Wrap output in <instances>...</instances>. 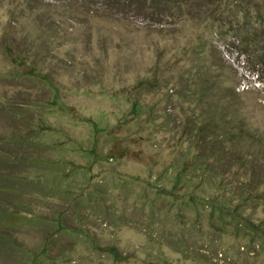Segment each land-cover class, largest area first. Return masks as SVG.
<instances>
[{
  "label": "rangeland",
  "instance_id": "rangeland-1",
  "mask_svg": "<svg viewBox=\"0 0 264 264\" xmlns=\"http://www.w3.org/2000/svg\"><path fill=\"white\" fill-rule=\"evenodd\" d=\"M219 1L0 0V264H264V0Z\"/></svg>",
  "mask_w": 264,
  "mask_h": 264
},
{
  "label": "trees",
  "instance_id": "trees-1",
  "mask_svg": "<svg viewBox=\"0 0 264 264\" xmlns=\"http://www.w3.org/2000/svg\"><path fill=\"white\" fill-rule=\"evenodd\" d=\"M110 1L111 2H114V1L122 2V0H110ZM190 1L192 2L193 6L195 5V6H200V7L210 6V5L215 6V5L221 4L220 1L217 4H214L212 2V0H190ZM224 4L226 5L227 2H225ZM221 9H222V7L218 10H215V12L217 14V16H216L217 19L221 18L224 14L223 12L221 13ZM239 26L240 25L238 24L237 27L239 28ZM242 28H244V27L242 26ZM244 39H247V40L250 39L248 32L245 35H243L240 32L235 33L234 40L236 41V45L243 47L240 51H238L239 54H247V48L248 47L246 44H244V42H243ZM226 45L232 46V45H228V44H226ZM255 63L259 64V68H260L262 66V64H264V60H262V62L257 61ZM259 68L254 69V72L257 74V76H258ZM260 71H261V69H260ZM31 75H33V74H30V76ZM42 76L44 77V75H42ZM43 80L46 81L47 84H50V89L52 92V98H54L55 102H57L59 99L58 87L54 84H51L49 82L48 78H43ZM222 94H223L222 95L223 98L230 96L232 99H234V93L231 90L230 91L229 90H222ZM12 108H14L13 104H10L9 106H7L5 104L2 105V103H0V113L2 115H4V114L8 115V112H9V117L11 119L15 120L14 125H13V128H14L17 125V123H16L17 121H18V123L21 122V120L19 118L24 117L25 113L23 110H19V113L12 115L11 113L12 112L14 113ZM225 124L227 126V129H229V127L231 125H236L235 121L233 123L228 121ZM212 125H213V120L211 118V119H208L207 122H205V125H202L203 127L199 126V128L201 130H203V129L209 130L212 128ZM238 129H240L241 131L244 130L243 125L240 124ZM23 137L24 136L21 135L20 130L13 131L11 136H8V137L2 138V139L0 137V142L2 144V148L0 149V219L4 215H6V213L8 211L7 208H10V207H8L10 205V203H12V201L13 202L15 201L14 196L17 194V192L20 189L29 186L28 182H30V181H28V179H26V177H23V175H24L23 171L25 170V168L28 166L29 163H32V162L36 163V162L40 161V158H38L39 156L36 153L35 141L34 140L27 141L26 139H23ZM220 140H223V139H220ZM37 144L39 145V143H37ZM0 147H1V145H0ZM221 159H222V161H221ZM223 159H226V158H224V156H221L220 162L223 163ZM256 171H254V172H256ZM9 239H10L9 233L7 231L1 230V228H0V252L5 251L10 246H12Z\"/></svg>",
  "mask_w": 264,
  "mask_h": 264
}]
</instances>
